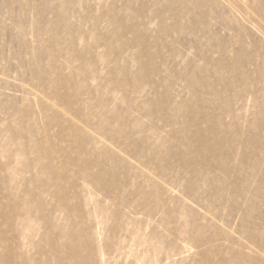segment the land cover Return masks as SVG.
Returning <instances> with one entry per match:
<instances>
[{"label": "rangeland", "instance_id": "rangeland-1", "mask_svg": "<svg viewBox=\"0 0 264 264\" xmlns=\"http://www.w3.org/2000/svg\"><path fill=\"white\" fill-rule=\"evenodd\" d=\"M0 264H264V0H0Z\"/></svg>", "mask_w": 264, "mask_h": 264}]
</instances>
